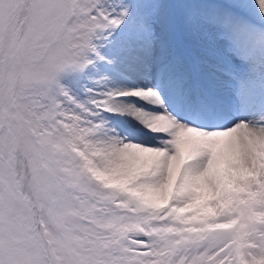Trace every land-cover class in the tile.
<instances>
[{
	"label": "snow or ice",
	"instance_id": "1",
	"mask_svg": "<svg viewBox=\"0 0 264 264\" xmlns=\"http://www.w3.org/2000/svg\"><path fill=\"white\" fill-rule=\"evenodd\" d=\"M0 264H264V0H0Z\"/></svg>",
	"mask_w": 264,
	"mask_h": 264
}]
</instances>
